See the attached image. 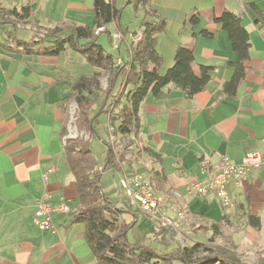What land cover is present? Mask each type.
<instances>
[{
  "label": "crops",
  "instance_id": "1",
  "mask_svg": "<svg viewBox=\"0 0 264 264\" xmlns=\"http://www.w3.org/2000/svg\"><path fill=\"white\" fill-rule=\"evenodd\" d=\"M0 3L6 8L31 6L34 15L30 20L44 26L92 25L94 21V0ZM252 3L264 10V0H148L142 6L141 18L146 14L149 19L166 22L158 34L163 71L174 63L178 44H194L195 69L198 72L199 65L210 66L211 78L206 88L193 97L170 86L146 99L141 108L140 142L147 152L132 168L135 172L149 169V153L162 157L167 187L158 195H169L167 204L185 205L190 220L184 227L186 232L193 238L199 234L205 238L197 227L221 221L216 241L222 243L219 239L230 227L228 239L244 262L264 264V167L252 170L239 184L229 182L232 208H225L212 193L195 196L189 192L193 182L206 178L200 168L203 158L215 165L224 154L238 163L250 150L264 155V20ZM225 10L242 17L251 43L248 68L235 94L223 89L239 62L229 32L215 21ZM195 12L200 14L199 22L192 25L190 18ZM112 25L118 33L127 30L112 23L111 31ZM137 30L138 26L134 32ZM204 30L208 34H203ZM19 35L28 38L30 32L22 29ZM116 38L111 42L118 50V59L127 58L131 35ZM78 54L61 63V55L0 50V264H98L86 241L83 223L75 221L79 206L76 184L65 155V140L72 137L69 133L74 126L70 122L72 103L65 106L63 102L68 94L67 79L85 74L76 70L77 62L85 64V57ZM66 121L68 135L62 136ZM131 156L132 152H128L127 158ZM130 170L126 168L124 172ZM118 174L117 186L124 173ZM115 194L113 197L120 200L119 190ZM62 197L70 201L71 212H53L54 229H40L33 218L39 202L57 205ZM140 214L134 234L142 238L151 233L154 222L144 218L142 211ZM168 214L175 216L171 210ZM250 215L260 217V228L250 225ZM126 217L131 219V214ZM213 233L214 229H208L205 234L210 237Z\"/></svg>",
  "mask_w": 264,
  "mask_h": 264
},
{
  "label": "trees",
  "instance_id": "2",
  "mask_svg": "<svg viewBox=\"0 0 264 264\" xmlns=\"http://www.w3.org/2000/svg\"><path fill=\"white\" fill-rule=\"evenodd\" d=\"M147 1L127 0L137 10L145 6ZM252 6L259 18L264 20V10L254 3ZM33 15L34 9L29 5L18 9L6 8L0 3V50L54 57L71 50L82 54L89 64L97 68L92 74L68 78V94L63 99L65 106L77 103L75 125L80 132L89 134L87 139L84 136L67 137L65 155L76 184L79 206L75 221L83 223L86 241L97 263L246 264L232 242L221 244L216 241V236L221 233V221L197 227L198 231L214 229L213 235L207 240L187 239L184 230L180 232L182 228L162 226L157 219L142 212L144 218L153 220L154 229L142 238L138 235L132 237L130 233L139 224L141 209L134 208L133 203H136L123 195L120 197L123 205L118 207L102 185L104 170L134 173V162L146 154L147 147L140 142L141 108L149 96H158L171 86L193 97L206 88L211 78V67L199 65L197 72L194 44H178L174 63L164 72V59L158 50V34L166 25L163 19H149L145 14L135 32L141 33V39L137 43L130 42L127 58L123 56L118 59L120 56L107 50L100 42V37L105 34L112 43L110 24L115 23L121 29L123 27L122 9L116 0H94L92 25L64 23L44 26L31 21ZM199 15V12H195L191 16L192 25L199 22ZM215 21L222 23L229 32L233 48L239 55L234 75L223 88L225 92L235 94L248 68L250 35L242 17L232 11L225 10ZM22 29L30 32L28 38L20 37L19 31ZM122 30L125 34L126 30ZM202 33L208 34L207 30ZM103 78L106 79V85ZM96 107H99V112L108 115L110 123V141L104 140L106 156L103 168L99 166L90 146V138L97 135L96 114L91 113ZM67 135L66 121L62 136ZM128 152H132L131 158H127ZM148 158L151 167H144L139 173L145 174L153 191L161 194L167 187L163 158L150 153ZM126 168L131 170L124 172ZM128 214H131V219L126 217ZM249 223L254 228L261 227L259 216L250 215ZM150 238L166 246L172 244L173 248L158 250L150 243Z\"/></svg>",
  "mask_w": 264,
  "mask_h": 264
},
{
  "label": "built area",
  "instance_id": "3",
  "mask_svg": "<svg viewBox=\"0 0 264 264\" xmlns=\"http://www.w3.org/2000/svg\"><path fill=\"white\" fill-rule=\"evenodd\" d=\"M261 34L264 38V27L261 29ZM141 37V33L136 34L137 41ZM70 122L72 124L75 122L73 115ZM73 127L74 129L72 128L71 133H69L72 136L80 132L75 125ZM79 135L77 134L76 137ZM81 135L86 136V139L88 137L85 132ZM262 167H264V155L251 150L246 152L239 163L232 161L226 154L215 165H212L209 159L203 158L200 161V168L206 175V178L193 182L189 187V192L195 196H204L212 193L221 199L222 205L225 208H232L234 207V201L230 192L229 182L233 181L239 184L248 177L252 170ZM52 171L53 169L49 170V172ZM45 179L47 180L46 176ZM118 186L121 195L130 198L146 216L157 219L162 226L180 228L188 220L185 205L182 203L167 204L166 198L170 196L166 195L163 198L155 193L151 187L150 180L142 173H124L119 179ZM175 194L179 196V193L175 192ZM122 205L123 202L120 199L117 202V206L120 207ZM71 210L70 201L65 197H62L57 205L41 201L33 214L34 222L42 230L54 229L51 214L55 211L67 214ZM169 210L173 211L175 216L169 215Z\"/></svg>",
  "mask_w": 264,
  "mask_h": 264
},
{
  "label": "rangeland",
  "instance_id": "4",
  "mask_svg": "<svg viewBox=\"0 0 264 264\" xmlns=\"http://www.w3.org/2000/svg\"><path fill=\"white\" fill-rule=\"evenodd\" d=\"M116 1H117V5L119 6V8H121L123 10L121 23L127 29L126 34L128 36L131 35V41H134L135 43H137L138 41L136 40V34L134 31L137 29V26L139 25L138 21H140L142 19L141 17L144 15V9L141 7L139 10H137L133 4H127V0H116ZM111 29L113 31H115V33H116V34H114L112 31V36H113L114 40L117 39L116 37L124 36V34L122 32L118 33V31L115 29V25H112ZM100 41L102 44H104L106 46V48L110 52H113L114 54L120 56L115 45H113V43H110L109 37L107 35H105V34L102 35V37L100 38ZM123 53H124V51H123ZM77 54L78 53H76L75 51L69 50L60 56V62L65 63L69 57L76 58ZM78 55H80V54H78ZM77 61H78V59H77ZM75 65H76V70L79 69V70H81L80 72L88 74V75L92 74L94 72V70L97 69L95 66L89 64L86 60H85V64L83 62L82 63L77 62ZM103 82H104V85H106V79H103ZM71 108H72L71 113L73 115L74 120L76 121V113L78 110L77 103L73 102L71 105ZM99 111H100L99 107L93 108L91 111L92 115L96 114L95 126H96V130H97V135H94L92 138H90V146H91L94 154L96 155V157L98 159L99 166L101 168H103V166L105 164V156H106V144H105L104 140L110 141V135H109V124L110 123H109L108 115L104 112H99ZM73 125H75V122H73ZM72 128L74 129V127H72ZM82 133H83V131L79 132L77 134L78 135L80 134L79 136H84V135H81ZM77 134H73L72 137H76ZM87 136H88L87 138H89V134H87ZM84 137H86V136H84ZM118 177H119L118 172H115L113 169H106L103 171V174H102L103 188H104L105 192L116 202L119 200V198H117V197L114 198L116 196L115 193L119 190V186H117ZM189 222H190V220L189 221L187 220L186 222L183 223L182 227H180V228H182L180 230V232H182L184 230V233H185V236L187 237V239H192V235L190 234V232H186V230L184 229L185 226L186 227L189 226V224H190ZM206 232L207 231L202 230V233H204L203 235H205V238H203L202 235L199 234L197 237H195V239L207 240L209 236H207L205 234ZM229 233H230V227H228L227 230L223 232L222 239H219V242H222L221 244H225V243L230 242V240L228 239ZM130 234L132 237L135 236L134 232L133 233L131 232ZM150 243L154 247H156L158 250H165L166 251L168 249L173 248L172 244L169 246H166V245H164V244H162L156 240H153V239L151 240V238H150ZM237 253L241 256V254L239 252H237ZM241 258H242V256H241Z\"/></svg>",
  "mask_w": 264,
  "mask_h": 264
}]
</instances>
